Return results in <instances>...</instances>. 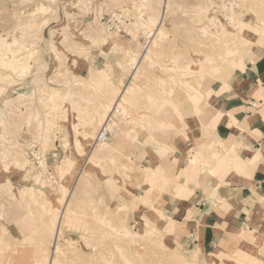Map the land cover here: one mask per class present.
Returning <instances> with one entry per match:
<instances>
[{"label":"rangeland","instance_id":"rangeland-1","mask_svg":"<svg viewBox=\"0 0 264 264\" xmlns=\"http://www.w3.org/2000/svg\"><path fill=\"white\" fill-rule=\"evenodd\" d=\"M51 1L0 0V36L14 33L15 22L28 19L25 16L42 3L56 10L37 16L39 22L51 18L41 32L37 63L22 79L15 76L9 80L12 82H0V264H43L45 250L52 244L75 247L62 264H95L81 259L82 254L89 257L91 253L98 255L96 264H195L194 252H184L177 242L168 241V235L178 233L175 220H168L159 210L157 216L155 211L149 216L145 211L163 193L184 201L193 194L190 189L211 176L222 179L214 171V163L219 169L245 171L244 166L236 168L237 158L226 156L223 148L210 146L214 138L207 116L216 108L207 105L204 110H196L194 99L210 100L220 108L216 88L231 76L221 78L206 52L214 54L217 47L230 45L237 32L251 42L239 41L245 47L238 56L241 64L256 47L264 46V0H170L162 26L166 38L159 37L158 44L151 33L161 25L166 9L163 0ZM199 6L205 13L201 18L196 15ZM17 10L24 13L16 17ZM233 12L237 16L235 26L229 22ZM212 16L218 18V23L211 25L212 31L221 30L224 25L232 39L211 43L214 37L209 36L208 42L201 36L200 27L210 25ZM241 21L245 26L246 22L249 24L242 32L237 28ZM16 35L20 36L19 32ZM147 49L151 58L144 60L133 79V58H143ZM241 64H236L233 72L243 69ZM97 68L103 69L101 79L105 78L96 85L98 92L88 85L75 84L79 79L90 80ZM0 71L12 72L6 68ZM185 71L194 73L185 75ZM205 78L211 81L208 83ZM65 80L70 84H65ZM122 80L136 81L139 90L125 106V114L116 116L114 125L111 122L112 136L106 143H112L113 151L90 159L97 144V148L108 145L96 141L102 124V113L95 112L97 106L108 107L117 98L124 86ZM48 92L54 98L52 104H63L68 109L67 115L59 118L63 114L54 109L57 119L53 124L47 123L46 117L50 110ZM160 107L164 114L169 111L170 119L165 121L164 115H159ZM176 119L178 122L173 124ZM91 124L95 130L90 133L86 127ZM180 130L186 134L184 139ZM77 139L83 144L81 150L76 147ZM139 141L160 155L162 161L155 167L143 162L146 153L136 149ZM6 146L15 147L17 154H8L12 149ZM175 149L187 152L189 162L181 171L169 160ZM2 150L7 154L3 155ZM13 155L24 165L19 166ZM81 170L86 180L77 185L70 198L67 212L72 214L66 213L69 217H61L58 224V213L67 199L61 187L75 184L71 177ZM62 173L66 174L64 179ZM198 176L200 181L195 179ZM141 183L153 193L152 200H148L150 192L141 196L145 189L138 195L131 191V187ZM70 189L68 186L67 191ZM142 208L145 211L141 212ZM136 209H141L139 216L132 214ZM255 227L250 228L255 232L248 227L238 231L254 235L259 232L258 225ZM148 228L151 231L145 234ZM59 231L61 235L56 239ZM232 231L230 226L225 228L218 243L225 253L222 259L212 263L205 255L196 264H264V239L247 253L239 241L229 239Z\"/></svg>","mask_w":264,"mask_h":264},{"label":"crops","instance_id":"crops-1","mask_svg":"<svg viewBox=\"0 0 264 264\" xmlns=\"http://www.w3.org/2000/svg\"><path fill=\"white\" fill-rule=\"evenodd\" d=\"M216 91L219 92L221 118L216 126H210L214 138L210 146L218 150L223 148L226 156L248 162L245 171L240 173L232 167L229 171L219 169L218 163H214L212 167L222 179L211 176L204 183L200 182L199 187L190 189L193 194L184 201L170 193L153 199L145 183L131 187L135 195L145 189L141 196L150 192L148 200L153 199L152 208L136 209L133 216H139V210L148 212L147 216L159 210L168 220L174 219L178 233L168 235V241L177 242L184 252L191 254L200 248L199 259L220 242L229 226L239 233L243 227L250 229L258 225L257 230L264 232L261 228L264 227V98L261 96L264 93V46L256 47L253 55H247L244 68L235 69ZM136 149L146 153L142 160L149 163V167L162 161L156 149L146 142H137ZM256 156L250 163L249 160ZM169 160L180 171L189 162L187 152L180 149H175ZM195 179L200 181L201 178Z\"/></svg>","mask_w":264,"mask_h":264},{"label":"bare ground","instance_id":"bare-ground-1","mask_svg":"<svg viewBox=\"0 0 264 264\" xmlns=\"http://www.w3.org/2000/svg\"><path fill=\"white\" fill-rule=\"evenodd\" d=\"M52 1H54V0H52ZM134 1L135 0H133V2ZM163 2H164V7L166 8L164 11H166V12L164 13V11H163V13L161 15L162 20L159 23L161 25L159 26V28L156 29V32H152L151 33V35L154 36L153 40L154 41L156 40L157 41V44L160 43V41L158 42V40H157V39H159V37H160V39L163 38V36H165L164 38H166V35H165L164 31H162V30H164V29H162V26H163L164 19H165L166 15H167V12H168V9H169V6H170V0H163ZM53 11H54L53 8H51L50 6L42 3V4L38 5L33 12L31 11V13H28V15L25 14L26 15L25 17L28 18L25 21H22L20 19V17L18 18L20 20L16 21L15 22V25H14L16 27V31L14 33H12V34L8 33V36L9 37L7 35L6 36H0V70L1 69L4 70L6 68V69H10L12 71L10 73H5V72H1L0 71V82H12V81H9V80L12 79L15 76L16 77H19V80L22 79L23 77H25V75L28 74L29 70L37 63V54L40 52V45L38 43L43 40V38L41 37L42 36L41 35V32L44 29L45 25H47L50 22V19H51L49 17H45L42 22H39L37 20V16L40 15V14L46 15L49 12H52L53 13ZM55 11H54V13H55ZM14 12L15 11H13V13ZM203 12H204V8L199 6L196 15L201 18V17H203L202 15L205 14ZM22 13H24L22 10L19 11V12L17 10V12L14 15L16 17H18ZM262 17L264 18V13H262ZM217 19L218 18H215V17L212 16L210 18V21L208 20L210 22V25H203L202 27H200V29H201V36H203L204 38H207V41L208 42H209V40H208L209 36L210 37H214L213 39H211L212 40L211 43L212 42L214 43L215 41L217 43V42H219V41H221L223 39L224 40L225 39L227 40L228 38L229 39H232L231 36L234 35L233 38L235 39V41L233 43H231L230 45L227 44V45L219 46V48L217 47V49L215 48L216 51L214 52V54H212V52H210V53L209 52H206L207 54H205L207 56L208 60H209V63L210 64H213L214 69L216 70V73L219 74L221 76V78H228V76L230 74H232L234 66L236 64L237 65L238 64H241V61H240L241 59H239L238 56H240V54L243 52V50L245 49V47H243V45H241L239 41L243 40L241 42L242 43H245V44H247V43L250 44L251 42L249 40H247V39L245 40L244 36L243 35H240L239 32L235 33L236 35L235 34L231 35V33L229 32L228 27H226L224 25H222V29L221 30H216L215 29L216 31H214V30L212 31L211 25H216L218 23V20ZM236 20H237V16L233 12L232 14H230L229 22L231 23L232 26L233 25L235 26V24H236L235 21ZM144 23L145 22H142V24H144ZM221 24H222V22H220V25ZM245 24H246V26L243 24V21H241L237 25V28L239 29L240 32H242L244 30V28H246V27L249 26V24L247 22ZM262 25H263V28L261 29V31H262V33H264V21L262 22ZM13 29H15V28H13ZM151 30H153V29H151ZM17 32H19L20 36H17L16 35ZM39 34H40V36H39ZM11 35H12V37H10ZM206 35H208V36H206ZM168 37H169V34H167V38ZM94 41H95V43L96 42H100V41H103L104 42V40H100V41L94 40ZM154 44L156 45V43L155 42L153 43V46H152L153 48H155L154 47L155 46ZM159 45H161V44H159ZM206 45L208 46V44H206ZM51 47H54V51H56V48H55L54 45H51ZM149 49L151 50V48H149ZM56 53L58 54L57 51H56ZM150 53H151V51H150ZM61 57H62L61 55H58V58H61ZM131 58H133V57H131ZM147 58H151V55L149 54V50H148V54H146L143 58H141V57L138 58V56H136V58H133L134 59V62H133L134 63V68H133L134 71H132L133 73H131L132 76H133V79L137 75V72L139 71L142 63ZM217 59L219 60V62H217L218 61ZM125 62L126 61L124 60V63ZM243 63L244 62H242L241 65H244ZM124 66H125V64H124ZM58 69H61V67H59ZM183 73H184V71H183ZM191 73H194V71H187L185 73V75L186 74L191 75ZM58 74H60V73H58ZM103 74H104L103 73V69H101V68L100 69H98V68L97 69H94L93 70L92 77H91L90 80H85V79L82 80V79H79V80H77L75 82V84L78 83L77 85H80V87H83V86L84 87H87V85H88L89 87L94 88L95 91H97L98 88L96 87V85L97 86L101 85L102 82H103V79H105V78L101 79V77L103 76ZM110 81H112V80H110ZM202 81H203V78H201V82ZM205 81H207L209 83L211 81V78L210 79L209 78H207V79L205 78ZM123 82H124L123 89H121V92H118L117 98L115 100H113L112 103H115V101L118 100L116 102L115 106L117 105L120 110L123 109L121 112H122V114L123 113L125 114V110H126V107L125 106L129 103V101H131V99H135L134 95L137 94V92H138L139 89L137 87L138 85L136 84V81L133 82V80H132V81H130V83L129 82L128 83H125V81L122 80V83ZM65 84H70V81L69 80H65ZM2 92H3V87H0V93H2ZM167 93H168V91H167ZM55 95L60 96L58 92H55ZM48 96H49V100H48L49 102L47 103V105L50 106V108H49L50 110L46 114V117H47V123H52V122H55V120L57 119L56 116H55V114L52 113V111L54 109H57L56 111L58 113L63 114V115H58L57 116L58 118L59 117L66 116L67 113H68V109H67V106L66 105H63V104H61L60 107L58 105H55L54 103L52 104V101L54 100V98L52 96V93L48 92ZM261 96L264 98V93ZM97 100L100 101L99 99H97ZM194 102H195V109L196 110H204V107L207 106V105H210L211 107L213 105V107L216 108V111L214 113L211 112V115H208L207 116L208 124L210 126H216L217 122L221 118V109L218 106H216L213 102H211L210 100L209 101L208 100H206V101L199 100L196 97L194 99ZM112 103H109L108 107L103 106V108H102V104H99V106L102 108V110H101L100 107L97 106V109L95 111L96 114L99 115L100 112L102 113V118L100 119V122H102L101 126L104 123H107L108 126H109V128H111L110 125H111V122L112 121L107 122V120H108V116H109L110 112L112 111V109L110 107ZM170 103H172V102H170ZM160 104H161V106H163L164 103L161 102ZM263 104H264V102H263ZM120 106H122V108ZM163 112H164V109L162 107H160V109H159V115H162V116L164 115V117H165L164 120L165 121L167 119H170L169 117L171 115H168L169 114V111L165 110V112H167L166 114H164ZM176 122H178L177 119H176L175 122H173V124H176ZM114 124H115V122L112 123V125H114ZM127 124H128V122H126V125ZM164 125H162V126H164ZM93 126H94V124L88 125L86 127V131L87 132H90V133H91V131H94L95 130V127H93ZM116 131L118 132V130H116ZM179 133L182 136V139H184V136H186V134L184 133V131L183 130H180ZM5 143L8 144L6 141H5ZM101 144H108V145H106V146L105 145H102V147H98V148H97V145L98 144L95 147L93 146L94 149L91 150L90 159L93 158V157L107 156L108 154H110L113 151V146L110 145L112 143H106V142H104V143H101ZM82 146H83L82 142L77 139L76 140V147H77V149L80 148V150H81L82 149L81 148ZM7 147H9V146H6V148ZM14 148L15 147L10 146L8 149H12V150H9L10 152L8 154H11V153H14V152H15V154H17V151H14L13 150ZM1 152H2L3 155L4 154H7V153H5L6 151H3V150ZM257 157L258 156H256L252 160H249V162L252 163L253 160H255ZM13 159L17 162V164L19 166H23L24 165L22 163L23 161L18 156L13 155ZM247 163L242 162V161H240V160L237 159L234 164L236 165V168H241L242 166L246 167L247 166ZM5 167H7V165H5ZM65 177H66V174L65 173H62V178L64 179ZM74 178L76 180L75 181V184L71 185V183H69L68 186H69V188H71L69 191H67L68 186L61 187V190L63 191V195L67 199L65 198L66 199L65 202L63 200L64 198L62 199L63 200L62 202H64L65 204H64L63 209H61V213L60 214L58 213V215H59L58 216V220H56V221H58V224H60L61 217L68 216L67 214H69V213L67 212V209L69 208V206L71 204L70 198L73 196V192H74L75 188H77V185L83 184L85 182L84 180H86V175H84V171L81 170L79 172V175H77L76 177L75 176H72L71 177V182H73V179ZM71 206H73V205H71ZM72 209H73V207H72ZM201 212H203V211H201ZM70 214H72V213L70 212ZM67 220H69V219H67ZM59 227H60V225H59ZM149 230H150L149 228H148V230L146 229L145 234L148 233ZM60 231L58 232V235H57L56 239H59V237L61 235V232ZM250 232H255V230L254 229H250ZM228 237H229V239H231L233 241H239L240 246H242L241 248H244V251L245 252L251 253L252 249H254L256 247V245L261 244L262 240L264 239V232L263 233L258 232L257 234H254V235L253 234L247 235V234H243V233L241 234L240 232L239 233H236V232H233L232 231L229 234ZM26 239H27V236L25 237V240ZM73 248H75V247H73ZM73 248L71 249L70 246H69V248H66V247H63L60 244H58V245L57 244H52V246L48 247V249L45 250V257L43 259V264H62V261L65 260V259H67V256L72 253L71 250H73ZM200 252H201V249L199 248L196 251H194V253H193L192 260H193V262L195 264L197 263V260L199 259V253ZM100 254H102V253H100ZM207 255L210 258V260L212 261V263H216L218 260H220V259H222L224 257L225 253L223 251L222 245L216 244L214 246V248ZM70 256H72V255H70ZM97 256H98L97 253H91V255H89V257H85L82 254L81 259L84 260V262L85 261H90L91 263L92 262H95V264H96L97 263V260H98L97 259ZM72 257H74V255ZM75 258H76V256H75ZM79 259L80 258L78 257L77 260H79ZM104 259H106V258H104ZM71 260H73V258H71ZM111 263H113V262H111ZM260 263L263 264L262 261Z\"/></svg>","mask_w":264,"mask_h":264},{"label":"built area","instance_id":"built-area-1","mask_svg":"<svg viewBox=\"0 0 264 264\" xmlns=\"http://www.w3.org/2000/svg\"><path fill=\"white\" fill-rule=\"evenodd\" d=\"M121 114H122V112L119 109V107L115 106L112 109V111L110 112L107 122H110V121L113 122V120L116 118V116L121 115ZM111 136H112V131L110 130L108 124L104 123L100 127V129L98 130V133H97V136H96V141L104 143V142L110 140Z\"/></svg>","mask_w":264,"mask_h":264}]
</instances>
